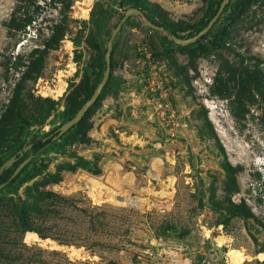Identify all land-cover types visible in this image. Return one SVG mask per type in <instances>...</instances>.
<instances>
[{
  "label": "rangeland",
  "instance_id": "rangeland-1",
  "mask_svg": "<svg viewBox=\"0 0 264 264\" xmlns=\"http://www.w3.org/2000/svg\"><path fill=\"white\" fill-rule=\"evenodd\" d=\"M141 1L165 28L121 21L85 119L31 151L89 96L111 29ZM210 1L0 0V162L30 156L0 188V264H174L160 245L182 247L175 264H264V62L250 58L264 60V0H228L204 53L168 37L204 26ZM141 44L173 115L155 107Z\"/></svg>",
  "mask_w": 264,
  "mask_h": 264
},
{
  "label": "water",
  "instance_id": "water-1",
  "mask_svg": "<svg viewBox=\"0 0 264 264\" xmlns=\"http://www.w3.org/2000/svg\"><path fill=\"white\" fill-rule=\"evenodd\" d=\"M228 0H220L218 7L216 9V12L213 14V16L211 18H209L207 20V22L205 23L204 26H202L198 31H196L194 34L190 35V36H186V37H182L173 33H169L168 37L171 38L174 42L178 43L179 45H184L187 44L189 42L194 41L196 38H198L201 34L205 33L207 31L208 28L211 27V25L213 24V22L217 19V17L219 16V14L222 12L223 6L227 3ZM132 14H140L141 17L144 19V21L146 22L147 25L151 26V27H156L160 30L163 29V26L161 25H157L155 23H153L152 21L146 19L142 14H141V10L139 7L136 6H129L127 7L123 14L120 16L119 20L116 22V24L114 25V27L111 29L109 37L107 38L106 42H105V52H104V59H105V68L104 71L102 73V78L96 83V85L93 87L91 93L89 94V96L87 98H85L80 105L77 107V109L74 111V113L68 117L67 119H65L64 121H62L61 123H59L56 126V132L55 134L52 136L53 138L58 137L59 135H61L68 127H70L71 125H73L83 114V112L86 110V108L96 99V97L98 96L99 91L101 90V88L103 87V85L105 84L109 73H110V67H111V57H110V48H111V41L112 38L115 34V32L118 30L121 21H123L128 15H132ZM30 143L27 144V146L29 147ZM18 155H20V152H18ZM18 158V156H16L15 154H11L9 155V157H7L4 161H2V163L0 164V175L2 174L3 170L6 169L7 167L11 166L12 163ZM30 156H26L24 157L13 169L10 177H13L14 175H16L20 169L29 161ZM5 184V181L0 182V188Z\"/></svg>",
  "mask_w": 264,
  "mask_h": 264
},
{
  "label": "trees",
  "instance_id": "trees-1",
  "mask_svg": "<svg viewBox=\"0 0 264 264\" xmlns=\"http://www.w3.org/2000/svg\"><path fill=\"white\" fill-rule=\"evenodd\" d=\"M139 2V0H136V3ZM220 0L218 1L215 9L213 10V14L216 12V9L218 7V4H219ZM228 2V1H227ZM205 4L206 6H210L211 5V1L210 0H205ZM141 5H142V8L143 9H140L141 10V14L148 20L150 21H153L155 20L156 18H159L161 21L158 23L159 25L163 26V29L165 28V22L162 20L163 16L161 14V8L156 4V3H149V2H145V1H141ZM247 5V4H246ZM247 7H243L242 5H238L235 7V13H234V17H238ZM213 16V15H212ZM207 22V21H206ZM181 26H183L184 28H193L195 26V23L194 22H191V23H183L181 24ZM201 27L197 28V30H199ZM210 29V28H209ZM176 28H172L169 32L170 33H173V34H176ZM208 30V29H207ZM224 31L221 30L219 31V35H217V38L214 40V41H210L209 43H202L200 41H198L199 39L196 38L194 41L192 42H189L190 44L195 42L197 45L196 47H193L194 49H191V50H196L198 53H204L205 51L211 49V48H216L217 46L221 45L222 44V38L224 36ZM204 34V33H203ZM202 34V35H203ZM177 35V34H176ZM187 43V44H189ZM186 45V44H185ZM184 45V46H185ZM251 59H253L256 63H261V62H264V60H261L260 58L258 57H254V56H250ZM33 60H30L29 63H28V67L31 68L33 66ZM16 93V92H15ZM15 93L14 95L10 98V104H11V100H13V97L15 96ZM81 103V102H80ZM77 104L74 111L77 109V107L80 105ZM89 107L86 108V110L83 112L82 116L74 123V124H78L80 123L81 121H83L85 118V114L87 112ZM74 111L68 116L70 117ZM67 117V118H68ZM73 124V125H74ZM72 126V125H71ZM70 126V127H71ZM69 128V127H68ZM67 128V129H68ZM66 129V130H67ZM65 130V131H66ZM56 132V127L48 130L45 134H43L41 137H38L32 141H30V145H29V149L31 151H35L37 150L38 148H40L41 146H43L44 144H46L47 142H49L52 138V136L55 134ZM60 136V135H59ZM12 154H15L16 156H18V158L15 160V162L18 164L22 159H21V156L18 155V153H12ZM11 155V154H10ZM5 160V159H4ZM3 160V161H4ZM2 163V161L0 162V164ZM16 164V165H17ZM27 164V163H26ZM25 164V165H26ZM25 165L21 168L23 169L25 167ZM15 168V167H14ZM20 169V171H21ZM13 169L7 173L6 169L3 170L2 172V176L0 177V182H3L5 181V184L2 186H6V185H9L11 184V182L15 179V176L19 173H17L16 175H14L13 177H10L11 173H12ZM242 215L243 216H248V212L247 211H244L242 212Z\"/></svg>",
  "mask_w": 264,
  "mask_h": 264
},
{
  "label": "built area",
  "instance_id": "built-area-1",
  "mask_svg": "<svg viewBox=\"0 0 264 264\" xmlns=\"http://www.w3.org/2000/svg\"><path fill=\"white\" fill-rule=\"evenodd\" d=\"M140 52L146 57L147 65H149V71L145 80L147 86L150 87L153 92L155 100V107L161 112H165L166 115H173L172 108L167 99L166 83L163 80L160 69L156 61L151 55V51L143 44L139 46ZM182 247L180 245H160L155 247V253L158 256H162L166 261L170 263H178L182 259L180 255Z\"/></svg>",
  "mask_w": 264,
  "mask_h": 264
},
{
  "label": "bare ground",
  "instance_id": "bare-ground-1",
  "mask_svg": "<svg viewBox=\"0 0 264 264\" xmlns=\"http://www.w3.org/2000/svg\"><path fill=\"white\" fill-rule=\"evenodd\" d=\"M85 1L88 2L89 0H85ZM94 183H95V182H94ZM94 183H93V184H94ZM95 194H96V193H95ZM96 197H97V196H96ZM133 201H134V202H137V201H140V200H139V199H134ZM185 264H186V263H185Z\"/></svg>",
  "mask_w": 264,
  "mask_h": 264
}]
</instances>
